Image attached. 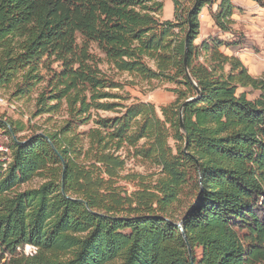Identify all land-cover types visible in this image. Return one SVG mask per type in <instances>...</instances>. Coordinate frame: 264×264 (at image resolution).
Segmentation results:
<instances>
[{"label":"trees","instance_id":"obj_1","mask_svg":"<svg viewBox=\"0 0 264 264\" xmlns=\"http://www.w3.org/2000/svg\"><path fill=\"white\" fill-rule=\"evenodd\" d=\"M171 2L0 0V89L63 113L28 137L0 114V264H191L183 235L193 264H264V73L223 51L244 43L231 0ZM215 3L234 37L196 42ZM102 62L172 99L124 96Z\"/></svg>","mask_w":264,"mask_h":264},{"label":"rangeland","instance_id":"obj_2","mask_svg":"<svg viewBox=\"0 0 264 264\" xmlns=\"http://www.w3.org/2000/svg\"><path fill=\"white\" fill-rule=\"evenodd\" d=\"M163 2V9L160 14L161 19H172L173 14V5L171 0H161ZM235 6L242 5L244 0H232ZM260 12V11H257ZM264 15V12L261 13ZM202 15L206 16V9L203 10ZM251 15L249 13L248 19L245 21H239V24L250 27L252 30H257L254 25L259 26L262 25L261 22L264 20L260 18L261 15ZM263 19V20H261ZM248 28V27H247ZM246 28V29H247ZM242 30V29H240ZM242 34V33H241ZM260 49H257L259 51ZM98 54V52H96ZM262 68L264 69V63H261ZM100 67L103 71H105L110 77H112L115 81L122 84L123 88L119 93L132 97H137L139 100L148 101L153 103L156 107L164 105L168 101L172 99V94L167 91V88L173 87L174 85L171 83H164L161 85H157L156 82H152L151 84H146L145 82L140 81H131L130 77L126 73H119L112 69L105 62L100 64ZM241 88L238 89V93L241 92ZM11 89L5 90L0 89V97L4 98L6 104L0 105V114L8 120H12L15 122H19L24 127V130L18 133L17 136L28 137L33 134L36 128L40 130H44L46 128H50L52 125L58 126L62 120L63 113H57L50 117V119H46L47 116L43 115L42 117L37 116L33 117L32 113L34 110V97L36 93H33L28 98H24L22 100H16L10 96ZM249 97L252 98L256 96L257 92L248 90ZM12 105V106H10ZM102 116H113L110 112H99ZM40 132V131H38ZM8 142V138L4 132V130L0 129V146H4ZM154 171L153 168H148L146 166H142L139 162L129 159L127 160L126 172H138V173H146ZM40 183V179L35 177L30 180L28 183L22 185V189L36 187ZM123 183V182H122ZM131 184H127V188L131 189ZM26 252L31 250V247L26 246L24 249ZM199 252V249L197 250Z\"/></svg>","mask_w":264,"mask_h":264},{"label":"crops","instance_id":"obj_3","mask_svg":"<svg viewBox=\"0 0 264 264\" xmlns=\"http://www.w3.org/2000/svg\"><path fill=\"white\" fill-rule=\"evenodd\" d=\"M216 8L217 3H215L210 9H206L207 15H204L202 18H200V33L198 38L196 39V42H201L202 40L207 39L209 36H217L224 39H230L234 37V33H222L214 25L210 16V12L215 11ZM239 8L240 9L234 10V13L232 15L233 29L236 34L242 33L241 35L244 37L243 46L234 51L228 49H224L223 51L225 54H234L235 56H237L251 75L260 76L262 73H264V69L261 66V63H264V54L261 52V47L264 43V15H262L261 13L264 12V8L259 6L252 0H244ZM249 13H251V15H257V13H259V15H261L260 18H263L261 19L263 21L261 22L262 25H260V27L254 25L257 29L256 31L250 28L252 26L242 27L243 25L239 24V21H245L248 19ZM257 49L260 50L257 51Z\"/></svg>","mask_w":264,"mask_h":264},{"label":"water","instance_id":"obj_4","mask_svg":"<svg viewBox=\"0 0 264 264\" xmlns=\"http://www.w3.org/2000/svg\"><path fill=\"white\" fill-rule=\"evenodd\" d=\"M179 120H180V125H181L182 130H184V129H183V125H182V118H181V115H180V117H179ZM13 138L16 140V137H15V136H13ZM62 188H63V186H62ZM177 227L179 228L180 232L183 231V230H182V227H181V223H177ZM183 237H184V241H185L186 244H187V251H188V255H189V257H190L191 264H193V258H192V256H191V247L189 246L186 237H185L184 235H183Z\"/></svg>","mask_w":264,"mask_h":264},{"label":"bare ground","instance_id":"obj_5","mask_svg":"<svg viewBox=\"0 0 264 264\" xmlns=\"http://www.w3.org/2000/svg\"><path fill=\"white\" fill-rule=\"evenodd\" d=\"M261 52L264 54V49L262 47H261ZM0 102H2V103H0V105L6 104V101L2 97H0ZM10 106H12V105H10ZM0 147H1V149L5 150L4 147H2V146H0Z\"/></svg>","mask_w":264,"mask_h":264},{"label":"built area","instance_id":"obj_6","mask_svg":"<svg viewBox=\"0 0 264 264\" xmlns=\"http://www.w3.org/2000/svg\"><path fill=\"white\" fill-rule=\"evenodd\" d=\"M202 17H203V15L201 13L200 16H199V19L202 18ZM262 48L264 49V43L262 44ZM0 103H2V102H0ZM0 151H3V149H1V147H0Z\"/></svg>","mask_w":264,"mask_h":264}]
</instances>
